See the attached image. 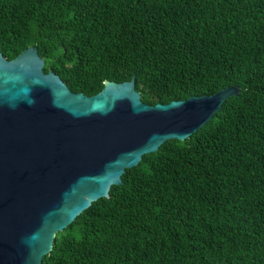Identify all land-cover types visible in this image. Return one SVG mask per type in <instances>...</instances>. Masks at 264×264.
Segmentation results:
<instances>
[{
	"label": "trees",
	"instance_id": "16d2710c",
	"mask_svg": "<svg viewBox=\"0 0 264 264\" xmlns=\"http://www.w3.org/2000/svg\"><path fill=\"white\" fill-rule=\"evenodd\" d=\"M30 45L85 95L132 77L150 106L240 88L127 169L41 264H264V0H0V53Z\"/></svg>",
	"mask_w": 264,
	"mask_h": 264
},
{
	"label": "water",
	"instance_id": "95a60500",
	"mask_svg": "<svg viewBox=\"0 0 264 264\" xmlns=\"http://www.w3.org/2000/svg\"><path fill=\"white\" fill-rule=\"evenodd\" d=\"M30 45L0 53V264H41L58 232L167 141L203 128L239 85L150 106L135 78L70 90Z\"/></svg>",
	"mask_w": 264,
	"mask_h": 264
}]
</instances>
